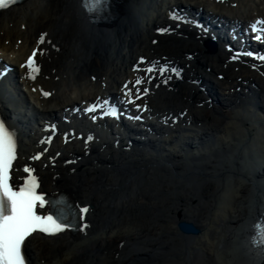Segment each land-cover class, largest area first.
I'll list each match as a JSON object with an SVG mask.
<instances>
[{
  "label": "bare ground",
  "instance_id": "obj_1",
  "mask_svg": "<svg viewBox=\"0 0 264 264\" xmlns=\"http://www.w3.org/2000/svg\"><path fill=\"white\" fill-rule=\"evenodd\" d=\"M244 1L125 0L115 20L98 25L87 21L79 0H27L0 12V56L18 68L35 111L48 119L107 93L126 101L123 85L145 75L134 70L141 57L183 70L180 76L168 71L166 85L153 73L159 88L141 86L150 94L137 103L147 104L148 111L127 104L134 115L150 114L161 124L154 138L132 149L121 143L118 129L111 134L95 129L92 141L79 132L64 136L72 129L68 120L58 121L59 132L51 141L21 130L14 182L21 184L30 175L23 172L27 166L39 178V192L63 190L89 207L79 224L88 225L84 231L33 234L28 264H264L261 250L250 241L264 209V115L258 116V111L264 114V63L247 68L231 62L228 51L207 52L202 30L169 17L170 8L190 2L207 14L220 9L250 25L264 20V0ZM43 33L52 44L39 43ZM33 49H39L35 66L40 69L30 73L34 80L20 67ZM208 81L221 89L220 111L205 102ZM0 99L7 106L24 101L7 98L1 87ZM17 110L11 112L14 120ZM74 122L89 130L78 109ZM167 141L171 151L164 147ZM41 152L39 160L31 159ZM231 174L232 200L214 211L223 191L220 183ZM180 217L200 228L206 220L211 223L203 244L195 243L196 235L180 233Z\"/></svg>",
  "mask_w": 264,
  "mask_h": 264
},
{
  "label": "snow or ice",
  "instance_id": "obj_2",
  "mask_svg": "<svg viewBox=\"0 0 264 264\" xmlns=\"http://www.w3.org/2000/svg\"><path fill=\"white\" fill-rule=\"evenodd\" d=\"M22 0H0V10L8 9L13 5H18ZM112 0H81L82 7L86 14L92 19L103 18L111 11ZM175 15L173 19H175ZM264 25V20H258L251 25L253 32L257 30V25ZM201 27L200 25H197ZM161 33L169 31L167 28L158 29ZM47 33L40 35L39 43L45 42L52 44L50 40H47ZM257 41H261L262 37L256 35L254 37ZM18 43H20L18 41ZM156 43V41H153ZM53 47H55L53 45ZM39 49H33L32 53L27 57L26 61L20 64V67L29 72L30 79H35L31 72L40 71L39 67H36V60ZM245 56L254 57L255 54L251 51L245 52ZM233 56V59H236ZM255 59L264 61V55L255 56ZM144 63H151L150 67L141 69L139 65ZM135 71H142L145 75L138 77L134 84L131 81L126 82L123 85L124 95L129 97L124 103L134 105L137 111H148V106L145 103H137V101L144 100L150 94L149 87H141L145 83L153 85L156 80V76L153 73H158L161 77V83L167 84L171 77H165L168 71L180 75V70L173 67L170 68L165 65L158 67L155 62H149L145 57H141L139 64L134 69ZM5 73H0L2 77ZM147 77V78H146ZM131 85V87H130ZM155 87L159 88L160 84L155 83ZM135 88V94L133 96L132 89ZM35 91V89H33ZM47 97L49 92H42ZM107 106L109 111L105 113L110 114L113 117H118V109L115 106H111L110 101L105 100L101 107ZM89 112H95L97 106L86 109ZM130 119L141 120L140 115L129 117ZM93 119H96L93 116ZM54 128V126H53ZM92 136H88L87 140L91 141ZM44 151H47L45 149ZM43 152L31 157L33 161L39 160ZM18 157V134L15 129L10 127L4 119H0V264H28L26 259L27 249L31 243V239L34 238L35 233L44 234L45 236H56L58 234L72 231L77 228V225L73 222L74 218L83 220L85 214L89 212V207H79L73 205L68 201L66 197L59 196L54 199H46L45 194L38 192L37 189L40 186L39 178L35 174V170L27 166L23 168L24 173L30 175L23 180L22 184H16L14 182L13 173L14 162ZM41 210L47 209V214H39L37 208ZM58 210V214L53 211ZM69 210H73L70 212ZM88 227L87 224H82L79 227V231H84ZM257 229V237H254V242L264 243V223H258L255 225Z\"/></svg>",
  "mask_w": 264,
  "mask_h": 264
},
{
  "label": "rangeland",
  "instance_id": "obj_3",
  "mask_svg": "<svg viewBox=\"0 0 264 264\" xmlns=\"http://www.w3.org/2000/svg\"><path fill=\"white\" fill-rule=\"evenodd\" d=\"M243 1L244 0H238V2H243ZM253 1L254 0H248V1H244V3L250 4ZM240 65L242 67H247L245 64H240ZM216 87L219 89L218 84H216ZM219 91H221V90L219 89ZM216 124H218V123H216ZM229 176H230V179H228V178L225 180L223 179L220 183L221 184V190H223V191H222V195L219 197V199L217 201L218 203H215V205L213 206L214 211H217V206H220L221 209H226L228 207L230 201L232 200V195H233V192L235 189V182H234L233 175L231 174ZM209 229L212 230V225H211V223H208V221L206 220L204 222V224H202L201 233L194 237L195 243L203 244V241H204L203 233L206 234V230H209ZM145 230H148V232L151 231V229H145ZM136 232L141 233L142 230L136 229ZM127 234H128V231H126L124 233V236L127 237L126 236ZM135 263H138V262H135Z\"/></svg>",
  "mask_w": 264,
  "mask_h": 264
},
{
  "label": "water",
  "instance_id": "obj_4",
  "mask_svg": "<svg viewBox=\"0 0 264 264\" xmlns=\"http://www.w3.org/2000/svg\"><path fill=\"white\" fill-rule=\"evenodd\" d=\"M178 229L184 235H198L201 233V228L198 224L191 220L183 219L180 217L178 221Z\"/></svg>",
  "mask_w": 264,
  "mask_h": 264
}]
</instances>
